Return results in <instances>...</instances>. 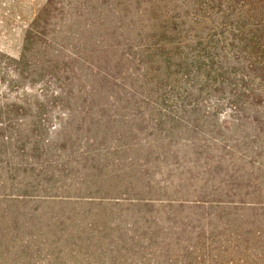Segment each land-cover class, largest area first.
I'll return each instance as SVG.
<instances>
[{"label":"rangeland","instance_id":"rangeland-1","mask_svg":"<svg viewBox=\"0 0 264 264\" xmlns=\"http://www.w3.org/2000/svg\"><path fill=\"white\" fill-rule=\"evenodd\" d=\"M47 1L0 0V53L21 56L25 34ZM64 1L46 6L49 14L40 30L47 44L54 22L49 16L65 11ZM97 1L98 7L92 3L95 11H102L114 0ZM32 27L37 29V24ZM29 51L32 65L48 58L42 56L38 42ZM47 79L35 74L21 78L0 63V102L17 98L33 102L42 95V112L32 110L26 118L37 116L47 125L56 124L63 110L46 102L56 88ZM43 86L47 90L40 92ZM164 114L177 121L158 125L150 119L156 113L138 114L148 122L141 123L144 154L129 160L133 167L120 163L100 175L88 170L87 176L79 162L78 169L70 164L69 172L53 177L58 187L86 177L81 194H71L91 195L90 202L29 198L11 205L3 194L27 190L10 184L18 183L22 173L7 171V165L23 155H13V148H8L13 144L0 141V148L8 149L0 153V264H264V107L230 110L208 100ZM46 137L55 135L48 132ZM59 142L50 143L55 154L60 153ZM114 197L126 200L110 204ZM21 243L24 250L20 247L17 253L15 247Z\"/></svg>","mask_w":264,"mask_h":264},{"label":"trees","instance_id":"trees-1","mask_svg":"<svg viewBox=\"0 0 264 264\" xmlns=\"http://www.w3.org/2000/svg\"><path fill=\"white\" fill-rule=\"evenodd\" d=\"M114 1L95 11L98 1L65 0V11L49 16L54 19L49 44L40 30L49 14L44 6L32 22L37 29L32 25L25 34L21 56L0 53V63L17 76L35 74L53 82L52 100L46 102L63 110L60 122L47 125L45 118H26L32 110L42 112V95L33 102H0V141L13 144L8 147L13 155H23L7 165V171L22 173L18 183L10 184L27 190L3 194L13 206L29 198L63 204L92 201L91 195L71 194H81L86 177L59 187L53 177L78 169L79 162L87 176L88 170L100 175L120 163L133 167L129 160L144 154L139 137L141 123L148 120L138 117L140 112L156 113L150 119L161 125L177 121L164 112L208 100L230 110L264 107V0H117L121 8ZM133 7L136 11H118ZM37 42L48 58L32 65L28 51ZM48 132L55 137H46ZM262 133L264 138V127ZM58 141L60 153L55 154L50 143ZM2 152L8 149L1 147ZM20 247L24 250L21 243L17 253Z\"/></svg>","mask_w":264,"mask_h":264}]
</instances>
